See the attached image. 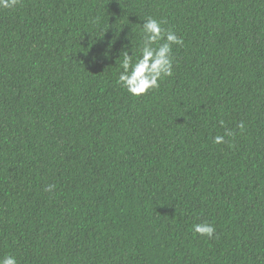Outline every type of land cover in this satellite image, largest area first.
<instances>
[{"label":"trees","instance_id":"16d2710c","mask_svg":"<svg viewBox=\"0 0 264 264\" xmlns=\"http://www.w3.org/2000/svg\"><path fill=\"white\" fill-rule=\"evenodd\" d=\"M149 16L184 43L173 45V75L133 96L117 84V59L132 44L139 55ZM226 130L235 136L215 144ZM203 222L214 237L194 234ZM5 255L264 264V0L0 7Z\"/></svg>","mask_w":264,"mask_h":264},{"label":"clouds","instance_id":"9594fccd","mask_svg":"<svg viewBox=\"0 0 264 264\" xmlns=\"http://www.w3.org/2000/svg\"><path fill=\"white\" fill-rule=\"evenodd\" d=\"M20 0H0V7L5 9L14 8ZM142 42L137 55L136 47L132 44V54L127 48L122 50L117 59L119 65L117 84L127 90L133 96L146 95L149 91L159 89L161 81L174 73L173 45H183V38L173 30L166 29L163 23L154 18L147 17L142 24ZM221 126L224 121H220ZM238 128L241 133L245 131L246 125L240 122ZM235 132L226 130L223 135L215 136V144L226 143L225 137H234ZM54 185H48L46 191H51ZM194 234L214 237L215 226L209 222L197 223L193 226ZM0 264H18L13 255H5L0 258Z\"/></svg>","mask_w":264,"mask_h":264}]
</instances>
